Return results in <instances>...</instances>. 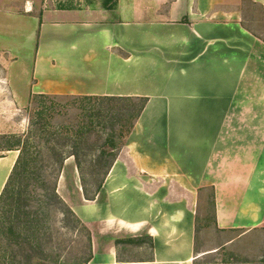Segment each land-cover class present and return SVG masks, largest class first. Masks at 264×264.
I'll return each instance as SVG.
<instances>
[{
  "label": "crops",
  "instance_id": "obj_1",
  "mask_svg": "<svg viewBox=\"0 0 264 264\" xmlns=\"http://www.w3.org/2000/svg\"><path fill=\"white\" fill-rule=\"evenodd\" d=\"M34 1L13 10L33 22L23 88L11 81L9 56L15 100L147 99L95 199L71 205L91 230L82 264H192L206 188L219 229L264 225V39L239 9L228 0H113L92 15H37ZM17 156H0V193Z\"/></svg>",
  "mask_w": 264,
  "mask_h": 264
},
{
  "label": "rangeland",
  "instance_id": "obj_2",
  "mask_svg": "<svg viewBox=\"0 0 264 264\" xmlns=\"http://www.w3.org/2000/svg\"><path fill=\"white\" fill-rule=\"evenodd\" d=\"M21 2L0 0V46L8 47L11 51L5 54L0 52V156L6 149L14 147L18 140H25L31 145L30 152L35 153V164H44L45 167L41 174L25 176L14 184V188L19 184L23 186L25 194L21 202L28 205L17 211L21 218L18 223L14 221L16 227L11 232L9 226L12 222L6 219L11 214L9 211L3 215L5 219L0 221V264H10L11 258L21 264L27 260H31V264H80L91 253V230L64 215L58 199L70 208L85 199V194L95 199V190L101 180L100 175H92L96 154L105 152L100 162H109L110 154H117L125 146L128 134L115 137L114 146L106 142L108 129L102 131L98 125L92 133L77 136L78 127L88 120L82 106L88 108L100 105L95 100L87 103L76 96L54 95L46 98L31 95L26 100L13 98L12 86L10 88L6 78L9 56L16 57V61L10 64L13 85L25 86V72L30 66L27 31L33 27V22L26 15L18 16L13 12ZM228 2L232 8L239 9L242 24L264 39V8L249 0ZM32 4V7H28L37 15L44 8H71L82 15H92L103 8L112 7L115 2L36 0ZM18 75L20 78H17ZM109 104L123 105L117 101ZM72 152H76V157L71 155ZM60 160L63 167L59 171ZM77 161L81 164V173L76 167ZM52 189H55L57 198L52 195ZM211 192V188H206L197 198V257L194 264H264V225L248 230L219 229L213 219ZM28 210L34 211L37 217L32 246L24 241L27 231L22 211ZM208 252L214 253L202 255Z\"/></svg>",
  "mask_w": 264,
  "mask_h": 264
},
{
  "label": "trees",
  "instance_id": "obj_3",
  "mask_svg": "<svg viewBox=\"0 0 264 264\" xmlns=\"http://www.w3.org/2000/svg\"><path fill=\"white\" fill-rule=\"evenodd\" d=\"M260 37V36H258ZM261 38V37H260ZM34 97L37 98H46L51 97L50 95H44V94H34ZM77 99L84 101V102H90L92 100L98 101L100 105H97L96 107H88L86 108L85 105H83L82 109L83 112L86 111L88 120L84 124L78 127V130L76 132L77 136L82 137L84 135H88L93 132V129L95 126L101 127L102 131H106L108 133V136L106 138V142H109L112 146L115 145V142L113 139L115 137H121L124 134H129L131 129L133 128L136 120L138 119L143 107L145 106L147 99L143 97H114V96H76ZM112 101L121 102L123 105L119 106H113L109 103ZM134 101H138V103H135ZM104 133V132H103ZM30 147L27 143V141L18 140L17 143L14 145V147L8 148L9 149H15L18 151V156L13 164V167L10 171V174L4 184V187L0 193V221L3 219V215L9 211L11 214L8 215L6 219L8 221H11V225L9 226V231L11 232L14 227V221H19L20 214L17 211H21L22 206H26L28 204L22 203L21 200L23 199L22 196L25 194V192L22 190L23 186L20 184L14 188V184L20 182L23 177H34L37 174H41L44 169V164L36 165L34 156L35 153L30 152ZM71 155H74L76 157V152H72ZM105 155V152L100 151L98 154H96V160L95 163L92 165V175H100L101 180L99 184L96 187L95 193L98 192L102 187V182L104 177L106 176L108 170L110 169L115 157L116 153L110 154L111 160L109 162L102 163L100 162V158ZM63 167L62 161L60 160L59 163V171ZM76 167L81 173V164L77 161ZM58 171V172H59ZM17 181V182H16ZM212 190V189H211ZM52 195L57 198L58 195L55 192V189H52ZM211 198H212V209H213V219H214V196H213V190L211 192ZM85 199L87 200H94V196L87 197L86 194L84 195ZM59 202L62 205V212L64 215L72 217V219L78 223L81 224V221L79 218L74 214L72 209L62 200L58 199ZM34 211L28 210V211H22L23 214V221L24 226L26 228L27 233L25 234V240L26 243L30 246L33 245V231L36 228L37 223V217ZM11 215V216H10ZM11 217V220L9 218ZM21 218V217H20ZM197 219H195V235H194V244H193V261L192 264H194V260L197 257ZM20 223V222H19ZM18 225V224H17ZM217 249L216 251H218ZM214 251V252H216ZM214 252H208L204 253L202 255L211 254ZM199 255V256H202ZM196 256V257H195ZM198 256V257H199ZM89 259V257L83 261L79 262L80 264L86 262ZM10 264H21L19 261H16L15 258H11L9 260ZM31 260H27L23 264H31Z\"/></svg>",
  "mask_w": 264,
  "mask_h": 264
}]
</instances>
